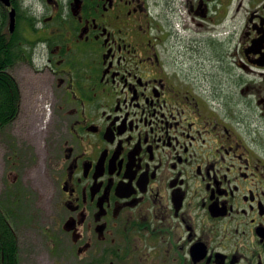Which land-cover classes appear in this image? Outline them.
I'll return each instance as SVG.
<instances>
[{"label":"flooded vegetation","instance_id":"obj_1","mask_svg":"<svg viewBox=\"0 0 264 264\" xmlns=\"http://www.w3.org/2000/svg\"><path fill=\"white\" fill-rule=\"evenodd\" d=\"M8 1L60 264H264V0Z\"/></svg>","mask_w":264,"mask_h":264},{"label":"rangeland","instance_id":"obj_2","mask_svg":"<svg viewBox=\"0 0 264 264\" xmlns=\"http://www.w3.org/2000/svg\"><path fill=\"white\" fill-rule=\"evenodd\" d=\"M11 71L20 89L30 82L41 97L45 77ZM50 115L47 105H39L33 111L22 105L18 117L0 131V201L9 204L13 198L8 192L18 194L20 207L16 208L14 226L21 264H60L61 247L53 231L60 186L50 162V155L57 151L59 126L56 119L50 121Z\"/></svg>","mask_w":264,"mask_h":264},{"label":"trees","instance_id":"obj_3","mask_svg":"<svg viewBox=\"0 0 264 264\" xmlns=\"http://www.w3.org/2000/svg\"><path fill=\"white\" fill-rule=\"evenodd\" d=\"M14 62L10 42H0V131L9 126L20 113L21 89L11 72ZM10 193L13 198L10 199L11 203L0 201V264H20L19 237L14 226L16 210L20 204L17 192Z\"/></svg>","mask_w":264,"mask_h":264},{"label":"water","instance_id":"obj_4","mask_svg":"<svg viewBox=\"0 0 264 264\" xmlns=\"http://www.w3.org/2000/svg\"><path fill=\"white\" fill-rule=\"evenodd\" d=\"M5 1H6V3H9L8 0H5ZM14 14H15V12H12V21H11V30H12V31L14 30V27H15Z\"/></svg>","mask_w":264,"mask_h":264}]
</instances>
